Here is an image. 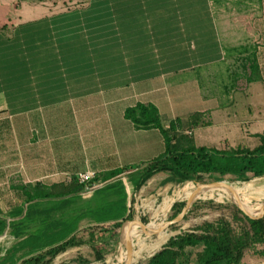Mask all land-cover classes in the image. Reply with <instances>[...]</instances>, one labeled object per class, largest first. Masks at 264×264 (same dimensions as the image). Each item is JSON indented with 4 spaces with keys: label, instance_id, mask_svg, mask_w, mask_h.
Instances as JSON below:
<instances>
[{
    "label": "crops",
    "instance_id": "crops-1",
    "mask_svg": "<svg viewBox=\"0 0 264 264\" xmlns=\"http://www.w3.org/2000/svg\"><path fill=\"white\" fill-rule=\"evenodd\" d=\"M254 63L264 82V0H0V264L11 252L24 264L84 228L111 229L132 205L137 213L170 174L146 169L166 150L163 134L136 128L125 110L153 105L164 128L199 114L206 124L182 131L202 139L256 82ZM81 172L94 174L89 191L61 196ZM106 189V206L86 207ZM36 190L51 195L29 198Z\"/></svg>",
    "mask_w": 264,
    "mask_h": 264
},
{
    "label": "trees",
    "instance_id": "trees-1",
    "mask_svg": "<svg viewBox=\"0 0 264 264\" xmlns=\"http://www.w3.org/2000/svg\"><path fill=\"white\" fill-rule=\"evenodd\" d=\"M250 70L247 81L250 83L259 80L258 67L255 63L250 67ZM124 115L136 128H157L165 138L166 150L164 154L149 162L146 169L148 171L167 172L183 181H179L177 189L171 196L165 194L163 197H175L191 189L194 185L207 189L220 186L221 183L201 186L192 181L204 182V176L210 181L222 180L226 176L239 179L226 180L232 187L240 186L244 183L242 181L250 180L253 177L264 176V131L255 134L258 143L252 148L238 145L230 149H218L205 145H195L194 139L182 131L187 128L205 125L206 122L200 119L199 114H192L185 121L180 119L171 121L166 128L162 125L157 108L150 104H137L134 107H129L125 110ZM126 170L127 168L108 172L105 175V180L112 179ZM70 184L62 185L61 196H67L78 191L81 185L76 179ZM166 187H168V184H163L156 195H151L148 198L160 195V190L166 189ZM49 195L51 194L48 190L47 192L36 190L29 198L49 197ZM194 196L196 200H207V198ZM189 197L182 200H187ZM148 198L140 202V209H142ZM173 203L162 204L154 208L153 217L160 225L164 222L165 216ZM184 203L185 201H181L173 204L171 209L173 211L172 218L180 212ZM207 203L210 206L215 205L217 208L226 207L230 209V216L223 214L213 221H204L191 230L172 237H170L171 231L169 228H162L163 239L159 248L162 247L160 250L158 248V251L156 250L157 252L155 251L145 264H241L243 258L249 254L264 258V216L251 219L234 205L214 204L212 201ZM230 203H240L248 213L256 214L264 205V196L255 191L247 190L238 199ZM193 207H195V204ZM131 217L130 215L127 220ZM122 223V221L117 222L112 227L118 229ZM93 230V227H89L84 232L88 233L90 242L95 243ZM152 231L154 230L149 227L148 222L145 223V227H142V236L147 244L153 243L157 238V233L151 234ZM123 235L130 237L132 246L136 244L133 223H125ZM84 243L86 241L80 234L72 235L66 241L30 257L25 263H42L44 261L45 264H49L59 253ZM92 247L95 259L102 260L104 253L101 247L95 244ZM123 247L119 242L118 250ZM148 255L149 253L146 257ZM141 261L143 260H139L134 264H139ZM105 262L97 261L94 264H105Z\"/></svg>",
    "mask_w": 264,
    "mask_h": 264
},
{
    "label": "rangeland",
    "instance_id": "rangeland-1",
    "mask_svg": "<svg viewBox=\"0 0 264 264\" xmlns=\"http://www.w3.org/2000/svg\"><path fill=\"white\" fill-rule=\"evenodd\" d=\"M18 1H22V0H18ZM28 1L38 2V3L48 2L52 4H61V5L63 4L69 6L79 3V1L82 0H28ZM262 68L264 69V66ZM236 70L238 71L239 77H241L243 72L241 66L239 65L236 66ZM248 71H250V68H248ZM242 81L244 80H240V82L237 84L243 86L242 83H245V81L244 82ZM224 83L226 85L228 84V86L231 84V82L226 80L225 78H224ZM262 86L264 87V82L256 81L249 84L247 89H244L243 91L241 89H238L232 99L228 97L222 98L221 101L223 104H225L224 101H226V99L227 100L230 99V101H232L233 103L227 109H225V111L226 112L228 111L227 113L229 114L223 115L224 117L218 122L221 129L214 131V134H211L210 132L202 133V139L199 138V131L195 132L194 137L193 134L191 135L188 134L190 137L194 139L195 145L198 146L205 145L208 147H215L218 149H230L238 145L249 148L254 147L258 143V138L256 137L255 134L259 132L262 133L264 131V91L260 90ZM248 104H250L251 107L250 111L247 109V107L249 106ZM228 116H231L232 118L230 119L228 118ZM254 117H256L257 119L256 122L253 121ZM246 123H250V124L248 125ZM254 178H258V177H253L250 180ZM227 179L231 181L239 180L233 178L232 176H226L224 179L221 180V184L219 187L213 189H207V188L204 189L214 193H216L220 189H223L222 191H218L216 194L220 196L229 197L231 196L233 190L238 186L237 187L230 186L226 182ZM180 180L183 181L180 178L169 175V179L165 183H163V184H168V187H166V189L160 190L161 194L158 195V198L161 199V197L165 194L171 196L174 193V191L177 189V185L179 184ZM209 182L212 181L207 180V177L204 176V182L201 183H209ZM242 182H246V181H242ZM258 183L260 185L263 184L264 182L263 180H259ZM259 187L260 186L256 185L254 187H251V190L264 196V188H263L264 186H261L260 188ZM159 189L156 192H154L153 195H156ZM114 195H115L114 189H112L111 191L110 189H106L104 191H94V193L91 196L92 199L86 203V207L89 208L91 211H95L94 210L95 206L96 207H99L100 205L106 206L107 203H104V201L106 202L109 196L111 197ZM142 199L144 200L146 198L143 197ZM181 201H185V200L177 199L174 203ZM208 201H212L214 202V204L234 205L230 202H217L209 199L197 200L194 203L195 207L193 208L191 207L190 212L187 213L186 217L176 225L169 228V230L171 231L170 237L180 234L184 231L191 230L192 228L201 224L204 221H213L223 214L225 216H230V209L226 207L217 208L215 207V205L210 206L207 203ZM172 206L167 212L165 216V220H169L172 218V213H173V211L171 210ZM111 211L113 213H117L119 210L114 205H112ZM137 214L139 216V221L143 222L144 224L147 223L151 218V211H147V212L142 211V209H140V203H138L137 213L135 212L134 205H132V211L130 213V215L132 216L131 219L136 218ZM69 228L70 226H67L63 228V230L59 229L57 232H51V233L48 232L46 236L47 242L53 241L56 237L60 236V233L62 232L65 233L66 231H68L67 229ZM109 228L110 227L104 229L102 226H93L94 234H96L95 243L90 242V240L88 239L89 238L88 233L84 232L85 228L80 230V236H82L85 239L86 243L77 247L69 248L64 252L59 253L50 261L49 264H94L97 261H106L108 258L113 257L117 253L119 248V234L121 231V226L118 229L117 228L109 229ZM133 228L136 237V245L140 244L141 241L144 243V245H149L144 242L143 236H141L142 235L141 224H140V229L138 230L136 227V223L133 222ZM108 230H110V233H106ZM113 233L114 235H112ZM40 239L44 240V237H41ZM94 244L101 247L102 252L104 253V258L102 260L95 259V253L92 247V245ZM101 244H103V246ZM146 250L144 251V253L146 252ZM11 253H9L10 255L8 254L7 258H5L7 260L2 259V264H6V263L16 264L13 263V261H15L16 258L11 257ZM130 258H129L130 264H134L135 262L139 261V259H136L133 256H130ZM148 259L149 257H146V259H141L143 261H141L139 264H145L148 261ZM127 260L128 257L126 255L122 256L116 264H126ZM24 264H45V262L44 261L42 263L28 262ZM241 264H243V262H241Z\"/></svg>",
    "mask_w": 264,
    "mask_h": 264
},
{
    "label": "bare ground",
    "instance_id": "bare-ground-1",
    "mask_svg": "<svg viewBox=\"0 0 264 264\" xmlns=\"http://www.w3.org/2000/svg\"><path fill=\"white\" fill-rule=\"evenodd\" d=\"M259 180H264V176L254 178L252 180H249V181L242 183L240 186H238L237 188H235L233 190L231 196H229V197L220 196V195L216 194L218 191H222L223 189H220L216 193H214V192H209L202 187L194 185L191 189H189L186 192H184L180 195H177L175 197H163L162 196L161 199H159L158 195L152 196V197L148 198V200L145 202V204L142 207V210L144 212L151 211V218L148 221V225L150 228L155 230L160 226V224L153 217V210L157 206H160L162 204L163 205L164 204H170V203L175 202L177 199H184V198L191 196V195H197V196L207 198L209 200H214L217 202H232V201H235L236 199H238L247 190H251V187H254L256 185H258L260 187L264 186V183L259 185V183H258ZM136 209L138 211V204L136 206ZM135 219H136V222H135L136 227L139 230L140 224H139L138 214H137ZM156 233H157V239L153 244L144 245V243L141 241L140 244H138V245L135 244L134 246H132L131 255L133 254L132 255L133 257L141 260V259H146L147 253H149L148 257L150 258L154 254V252L159 248V246L162 243V239H163V230L162 229L158 230ZM146 249H148V250H146ZM145 250H146V252L144 253ZM125 255H127L126 249L124 247L120 248L113 257H110L106 260L105 264H116L118 262V260L122 256H125Z\"/></svg>",
    "mask_w": 264,
    "mask_h": 264
},
{
    "label": "water",
    "instance_id": "water-1",
    "mask_svg": "<svg viewBox=\"0 0 264 264\" xmlns=\"http://www.w3.org/2000/svg\"><path fill=\"white\" fill-rule=\"evenodd\" d=\"M193 182H195L198 185H217L221 183V180L218 181H212L209 183H201L199 181L196 180H192ZM196 197L194 195L190 196L187 200H185L184 206L181 208L180 212L174 216L173 218L169 219V220H164V222H162V224L155 229L154 231L151 232V234L156 233L158 230L162 229V228H170L174 225H176L177 223H179L180 221H182L185 217V215L189 212V210L191 209V207L193 206V204L196 202ZM234 205L241 211L243 212L246 216H248L251 219H258L264 216V205L260 208V210L256 213V214H250L248 213L246 210L243 209V207L240 205V203H234ZM136 222V219H129L126 220L122 223L121 225V231L119 234V242L124 246V248L127 251V263L126 264H130V256H131V251H132V242L130 240L129 236H124L123 235V228L125 223H133ZM139 224H141L142 227H145V224L141 221H139ZM161 248H159L158 250H160ZM157 250V251H158Z\"/></svg>",
    "mask_w": 264,
    "mask_h": 264
},
{
    "label": "built area",
    "instance_id": "built-area-1",
    "mask_svg": "<svg viewBox=\"0 0 264 264\" xmlns=\"http://www.w3.org/2000/svg\"><path fill=\"white\" fill-rule=\"evenodd\" d=\"M186 134H191V132H187ZM94 178V174L90 172H81L78 173L75 177H68V180L71 181L73 179H76L79 183L84 184L86 186V190L89 191L88 184L91 182V180ZM93 186V185H92Z\"/></svg>",
    "mask_w": 264,
    "mask_h": 264
}]
</instances>
